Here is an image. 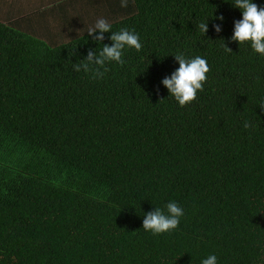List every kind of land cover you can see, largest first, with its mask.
Wrapping results in <instances>:
<instances>
[{"label": "trees", "instance_id": "1", "mask_svg": "<svg viewBox=\"0 0 264 264\" xmlns=\"http://www.w3.org/2000/svg\"><path fill=\"white\" fill-rule=\"evenodd\" d=\"M133 2L0 22V264H264V0Z\"/></svg>", "mask_w": 264, "mask_h": 264}, {"label": "crops", "instance_id": "2", "mask_svg": "<svg viewBox=\"0 0 264 264\" xmlns=\"http://www.w3.org/2000/svg\"><path fill=\"white\" fill-rule=\"evenodd\" d=\"M24 2L28 3L30 9L26 8ZM82 2L84 5L81 4ZM133 3L128 0H118V2L115 0H0V22L4 23L2 19H8L14 23L15 18H25L27 21L36 19V22L39 20L40 23L49 20L52 26H58V31L62 30L61 26L79 24L83 21V24L94 26L97 30L105 27L116 16L133 9ZM54 37L56 40L58 36L54 35Z\"/></svg>", "mask_w": 264, "mask_h": 264}, {"label": "rangeland", "instance_id": "3", "mask_svg": "<svg viewBox=\"0 0 264 264\" xmlns=\"http://www.w3.org/2000/svg\"><path fill=\"white\" fill-rule=\"evenodd\" d=\"M115 1L118 2V0ZM128 1L130 3L133 2L132 0H128ZM23 4H26V2H24ZM27 4L25 5L26 8L30 9ZM76 4H79V2H76ZM81 4L84 5L83 2ZM22 7H24V5ZM131 13L132 11L130 10L123 15H118L113 20L111 19L107 25L113 23L114 21H120L125 17H127V15H130ZM2 20L4 21V24H7L15 29L22 30L23 32L28 33L38 39L46 41L51 46H58L65 43H69L72 40L70 37H76V38L82 37L84 34L90 33L91 31H95L94 26H88V24H83V21L79 22V24L61 26L62 30L57 31L58 26L55 27L52 26V22L49 20H47L44 23H40L39 20L38 22H36V19H31L34 22L33 23L31 20L28 21L25 20V18H18V19L15 18L14 20H16V22L14 23L8 19H2ZM54 35L58 36L56 40Z\"/></svg>", "mask_w": 264, "mask_h": 264}]
</instances>
